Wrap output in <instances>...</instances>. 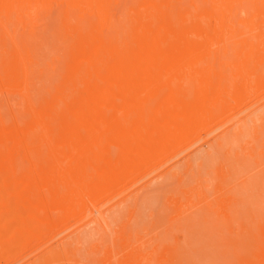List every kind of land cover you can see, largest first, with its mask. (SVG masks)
<instances>
[{"label":"rangeland","instance_id":"rangeland-1","mask_svg":"<svg viewBox=\"0 0 264 264\" xmlns=\"http://www.w3.org/2000/svg\"><path fill=\"white\" fill-rule=\"evenodd\" d=\"M28 1L32 6L37 3V0ZM58 1L45 0L43 5L36 6L38 11L23 13V22L15 33V41L22 43L29 54L25 77L33 96L56 79L59 67L55 73L51 66L60 54H64L57 35ZM185 4L190 5L191 0H186ZM199 4L208 2L201 0ZM229 4L230 7L222 12L201 10L223 19L212 18L209 23L196 27L203 33L197 42L190 44L177 40L174 43L170 40L163 43L181 47L191 45L201 52L199 56L132 59L193 64L198 66V71L175 75L164 72L99 73L95 76L103 81L94 85L83 82L84 87L80 90L68 91L70 94H99L104 92L100 86L106 78L125 76L139 79L172 77L182 83L176 94L178 99L203 93L196 102L205 99V106L193 114L184 132L154 146L138 164L111 175L99 166L81 165L79 157L85 155L91 159L94 156L91 152L72 160L56 154L52 147L63 143L57 133L68 123L54 115L39 117L35 112L31 122L33 129L27 136L1 140V147L20 141L30 144L33 149L18 154L7 153L8 162L16 161L24 166L39 159L50 161L56 164L55 167L59 166L54 170L53 179L70 181L67 183L73 185L70 191L60 187V193L69 192L62 210L53 209L51 218L33 221L27 218L20 231H15L17 223L12 216L17 187L13 181L5 187L0 186V193L8 198L7 206H0V264H166L171 259L169 251L177 247L184 253L182 257L186 261L191 260L188 263L206 264L208 258L197 250L216 238L218 229L212 219L220 218L232 206L238 208L237 212L251 202L256 206V199L263 200L264 0H229ZM6 28L9 37L13 27ZM176 29L180 32L194 30L187 24H178ZM12 45L7 43L9 48ZM4 52L5 47L0 45V57ZM3 83L0 82L1 121L7 120V115L9 118V105L19 99V89ZM205 91L207 97H203ZM89 107L83 101L67 98L65 102L45 108L70 113ZM139 115L138 111L130 112V116ZM38 147L44 150L40 152ZM77 167H82L83 171L75 170ZM21 172L25 171H20V175ZM4 175L11 176L13 171L10 168L0 170V178ZM216 240L215 245L220 244L221 240L217 243ZM214 257H210L211 262L207 264L219 263H213L219 260L216 257L213 260ZM185 260L183 262L187 263Z\"/></svg>","mask_w":264,"mask_h":264},{"label":"bare ground","instance_id":"bare-ground-1","mask_svg":"<svg viewBox=\"0 0 264 264\" xmlns=\"http://www.w3.org/2000/svg\"><path fill=\"white\" fill-rule=\"evenodd\" d=\"M121 1L57 2L59 4L57 35L63 44L61 45L64 54L59 52L62 57L59 55V60L58 55L55 56L57 59L54 62L57 64L53 62L55 65L51 66V69L54 66L52 71L55 73L59 67L55 74L56 79L52 84L44 86L43 90L35 91L37 95L33 96L25 77L26 68L29 66V54L22 47V43L15 41V33L23 22L22 14L38 11L36 6L43 5L45 0H37L34 6L28 0H0V45L5 47L6 52L0 57L2 73L0 82L13 84L19 89V99L14 101L15 104L13 102L9 105L10 116L9 118L6 116L8 121L4 117V121L0 120V142L3 139L27 136L33 129L31 122L35 112L39 117L54 115L68 125L58 131L57 136L63 139V143L58 147H52V151L70 160L91 152L94 155L91 159L85 155L79 157L81 165L88 163L93 167L99 166L106 174L114 175L117 170L132 167L143 161L154 146L180 135L188 127L193 114L203 110L206 100L196 102L197 98L203 95L202 90L199 92L202 93L200 96L197 93L191 98L178 99L176 94L182 83L174 81L172 77L139 79L110 76L100 86L104 89L102 93H68L80 90L83 82L94 85L103 81L104 79L95 76L99 73L164 72L163 74L175 75L198 71V66L193 64L178 65L173 62L165 64L132 59L199 56L201 52L191 45L181 47L163 43L170 40L174 43L177 40L190 44L197 42L202 39L203 33L196 27L209 23L212 18L223 19L204 13L208 10L222 12L230 7L229 0H202L208 2L206 5L199 4L201 0H191L190 5L185 4L186 0H127V2L125 0L122 5ZM178 24L193 26L194 30L180 32L176 29ZM10 25L13 27V33L8 37L5 31ZM7 43H13L12 47H7ZM86 75H89V78L86 79ZM55 76L53 74V77ZM203 97H207L206 91ZM67 98L83 101L90 107L70 113L66 110L56 112L45 108L65 102ZM3 107L2 109H5ZM123 108L126 110L121 111ZM133 110L141 115L130 116ZM21 115L22 119L19 118ZM31 150L33 149L30 144L20 141L0 146V170L10 168L13 171V175H4L0 178V186L5 187L13 181L17 187L13 196L12 213L17 223L14 226L15 231L21 230L27 218L31 221L51 218L54 214L51 212L53 209L62 210L68 201L69 192L60 193V187L70 191L73 185L67 183L70 181L53 179L54 170L59 169V166L55 167L56 164L50 161L39 159L21 166L20 163L8 162L5 158L7 153L18 154ZM38 150L41 152L44 149L38 147ZM75 170L82 172L83 168L77 167ZM17 171L25 172H21L20 175ZM262 198L263 200L256 199V206L252 205V202L251 205L245 206L243 202L245 208L237 212L238 208L235 209L228 204L231 207L228 208L230 211L227 210L228 212L223 213L220 218L212 219L211 222L215 224L219 233L216 235L217 231L215 232L217 240L216 238L214 240L217 243L220 239L221 242L219 240L220 244L215 245L214 240L210 239L206 243L207 246L209 244L208 247L205 245V248L197 250L202 252L205 259L208 258L207 263L211 262L210 257L215 256L220 260H215L214 257L213 263L219 262L216 264H264V196ZM7 204L8 198L0 193V206L5 208ZM221 224L225 228H222ZM177 248L169 251L171 259L166 264H190L188 262L191 260L186 261L182 257L184 253ZM190 253L191 251L188 254L191 255ZM175 259L177 263L174 262ZM183 259L187 263L183 262Z\"/></svg>","mask_w":264,"mask_h":264}]
</instances>
